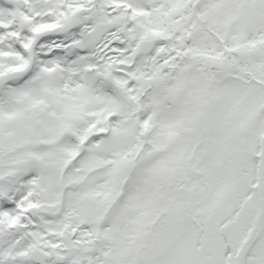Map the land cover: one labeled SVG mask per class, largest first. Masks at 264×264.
<instances>
[{"label":"snow or ice","instance_id":"6c2138e0","mask_svg":"<svg viewBox=\"0 0 264 264\" xmlns=\"http://www.w3.org/2000/svg\"><path fill=\"white\" fill-rule=\"evenodd\" d=\"M0 264H264V0H0Z\"/></svg>","mask_w":264,"mask_h":264}]
</instances>
